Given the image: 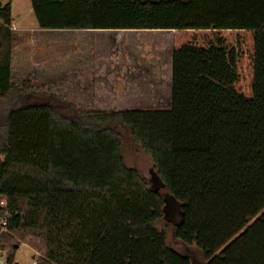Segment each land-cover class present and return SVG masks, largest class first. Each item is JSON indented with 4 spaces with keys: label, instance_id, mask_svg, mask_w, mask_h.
<instances>
[{
    "label": "trees",
    "instance_id": "1",
    "mask_svg": "<svg viewBox=\"0 0 264 264\" xmlns=\"http://www.w3.org/2000/svg\"><path fill=\"white\" fill-rule=\"evenodd\" d=\"M11 3L0 0L4 264L22 243L35 264H191L169 232L205 264H264V0H30L40 29L173 31L169 108L124 111L53 93L14 101ZM118 126L150 156L156 189L125 164Z\"/></svg>",
    "mask_w": 264,
    "mask_h": 264
},
{
    "label": "crops",
    "instance_id": "2",
    "mask_svg": "<svg viewBox=\"0 0 264 264\" xmlns=\"http://www.w3.org/2000/svg\"><path fill=\"white\" fill-rule=\"evenodd\" d=\"M44 30L36 23L37 34L28 36L22 81L84 111L169 108L172 30L60 29L70 31L42 35Z\"/></svg>",
    "mask_w": 264,
    "mask_h": 264
},
{
    "label": "rangeland",
    "instance_id": "3",
    "mask_svg": "<svg viewBox=\"0 0 264 264\" xmlns=\"http://www.w3.org/2000/svg\"><path fill=\"white\" fill-rule=\"evenodd\" d=\"M7 0H2L5 2ZM12 29L14 31L13 44H12V91L14 94V101L18 104H22V99L20 96L25 94L30 95L31 100L36 98L31 95L39 93H49L53 91H45L37 88L36 84H30V81H22L23 78V65L24 59L23 52L28 51L29 48V38L28 36L36 35L33 32V28L36 27V20L31 9L30 0H12ZM70 30H60V29H47L44 30L42 35H59ZM38 97V96H37ZM118 129L123 135L122 144V155L124 162L127 166L134 167L138 172L147 179L151 188L156 189L160 186V180L152 167V161L148 154H146L134 141H132L129 131L124 126H118ZM164 216L170 220L173 224H178L182 220V214L180 209V203L169 193L163 191ZM158 228H162L163 225H156ZM164 228V227H163ZM166 230V229H165ZM167 244L171 247L187 254L190 258L191 264H205L198 255L194 252L193 248H189L175 242L172 234L169 232L166 236ZM3 256L0 255V262ZM37 259V252L28 244L22 243L15 253V261L18 264H35ZM1 264V263H0Z\"/></svg>",
    "mask_w": 264,
    "mask_h": 264
},
{
    "label": "built area",
    "instance_id": "4",
    "mask_svg": "<svg viewBox=\"0 0 264 264\" xmlns=\"http://www.w3.org/2000/svg\"><path fill=\"white\" fill-rule=\"evenodd\" d=\"M3 224H4V223H3ZM0 263H1V264H4V259H2Z\"/></svg>",
    "mask_w": 264,
    "mask_h": 264
}]
</instances>
